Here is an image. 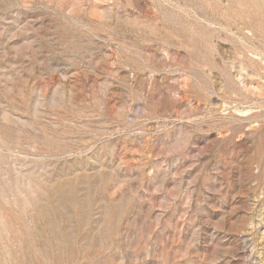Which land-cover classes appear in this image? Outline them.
<instances>
[{
	"label": "rangeland",
	"instance_id": "1",
	"mask_svg": "<svg viewBox=\"0 0 264 264\" xmlns=\"http://www.w3.org/2000/svg\"><path fill=\"white\" fill-rule=\"evenodd\" d=\"M0 264H264V0H0Z\"/></svg>",
	"mask_w": 264,
	"mask_h": 264
}]
</instances>
